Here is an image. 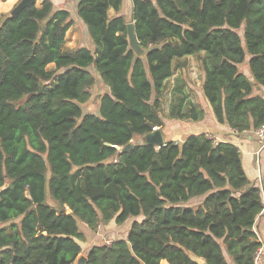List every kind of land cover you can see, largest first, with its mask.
Masks as SVG:
<instances>
[{
    "label": "trees",
    "instance_id": "16d2710c",
    "mask_svg": "<svg viewBox=\"0 0 264 264\" xmlns=\"http://www.w3.org/2000/svg\"><path fill=\"white\" fill-rule=\"evenodd\" d=\"M131 1L144 57L130 47L125 0H79L92 45L76 49L65 47L74 15L54 0L0 18V264H199L189 253L255 264L264 185L249 180L239 148L207 133L143 138L205 115L189 100L190 55L219 123L264 124V0ZM91 68L108 88L98 113L83 110ZM130 219L127 236L85 249V228Z\"/></svg>",
    "mask_w": 264,
    "mask_h": 264
},
{
    "label": "crops",
    "instance_id": "0c3cea01",
    "mask_svg": "<svg viewBox=\"0 0 264 264\" xmlns=\"http://www.w3.org/2000/svg\"><path fill=\"white\" fill-rule=\"evenodd\" d=\"M129 2L130 7H133V4L131 3V0H126ZM79 2V0H77ZM42 3V2H41ZM110 11L114 10L111 9ZM204 55V52L201 53V56ZM197 58L198 62L192 63L195 65L196 68V73L198 75H201L200 87L202 86V81H203V72L200 67V62L198 56L190 55L188 56V59L190 58ZM189 62V61H188ZM189 66V63H188ZM191 66V64H190ZM244 71L246 74L250 76L252 79L253 76L246 68L243 66ZM179 70V69H178ZM188 70V69H187ZM180 73L182 74L181 70ZM183 78V75H181ZM192 77V76H191ZM176 84H174L175 86ZM188 92L190 90H187ZM197 90L196 93L199 94V96H194L193 102L196 104H200L204 111L205 115L203 118H201L199 121L196 122H190V121H176V120H169L167 122V125L169 126V129H166L164 131V139H176V141L183 140L185 139L188 135L194 133H207V135H212L216 137V142L220 141H229L231 143H234L238 148L241 153V160L243 163V167L245 169V172L247 174V177L249 180L253 183L256 184L257 186L263 188L264 185V143L261 141L255 132V129L251 130H246L243 132H239L235 129H233L230 124L228 123H219L214 112L212 109L211 104L209 101L205 98L203 95V92ZM172 94V93H171ZM172 97H170V100L167 101V103H171ZM168 113V112H167ZM263 199H264V191H263ZM116 224H110L109 226L103 225V231L100 233H96L94 231H90L87 228H85L87 234H88V246L90 244H94L95 241L98 240V242H102V238H104L105 235H109V231H113V227H115ZM254 230L257 232L264 233V211L259 215L256 226H254ZM257 232V233H258ZM121 235V234H120ZM125 236V235H121ZM120 237V238H121ZM123 238V237H122ZM108 243V242H107ZM86 246L85 249L88 247ZM166 261L168 264L169 262L167 260H162ZM162 263V262H161ZM260 264H264V257L261 260Z\"/></svg>",
    "mask_w": 264,
    "mask_h": 264
},
{
    "label": "rangeland",
    "instance_id": "374dc122",
    "mask_svg": "<svg viewBox=\"0 0 264 264\" xmlns=\"http://www.w3.org/2000/svg\"><path fill=\"white\" fill-rule=\"evenodd\" d=\"M20 0H0V18L6 14H9L12 12L14 7L19 3ZM42 1H38L37 6L41 5ZM56 3V8H59L60 6H65L68 9L71 10L72 15H74V24L73 26L69 29V31L66 34V44L65 47L69 49H76L82 45H89L91 46V41L90 37L88 35V31L86 26L84 25L83 21L79 19L78 15L76 14L77 12V0H54ZM132 3V1H131ZM124 12L127 15V20L128 22H131L132 20V8L130 7L129 2L125 0L124 2ZM113 11H111V15H113ZM204 56V55H203ZM189 66L187 70V75L186 79L188 81H185L186 87L188 90V96L190 102H193V97L194 96H199V94L196 93L197 90H200V83L199 78L201 79V75H198L196 73V68L195 65L192 63L198 62L197 58H189ZM191 64V66H190ZM54 68V65L51 64L48 66V69ZM92 72H94L96 76V84L91 88L92 92V97L91 99L83 105V110L85 113L87 112H94L98 113L99 112V96L101 95L102 92L108 90L107 86L102 82V79H100L98 73L95 72L94 68H91ZM180 70H175L173 76L168 80V88L165 92L164 96V104H163V109L165 112H169L170 108V103L168 104L167 101L170 100V97H172V89L174 87V84H177L179 80L182 79L181 77ZM192 76V77H191ZM25 99H23L24 102ZM141 141L140 137H136L134 142ZM199 200L198 199H193L191 201V204L197 203ZM131 220H128L125 222L123 225H117L113 227V231H109V235H105L104 238H102V242H111V240H114L115 238H120L121 235L127 236V227L130 228ZM83 224V223H82ZM80 224V225H82ZM97 234L100 233L101 231H96ZM121 234V235H120ZM98 242V241H97ZM95 242V243H97ZM109 242V243H110ZM85 247L88 246L87 243L84 245ZM86 251L81 253V256L85 255ZM75 264H82V262H76ZM162 264V263H161Z\"/></svg>",
    "mask_w": 264,
    "mask_h": 264
},
{
    "label": "water",
    "instance_id": "95a60500",
    "mask_svg": "<svg viewBox=\"0 0 264 264\" xmlns=\"http://www.w3.org/2000/svg\"><path fill=\"white\" fill-rule=\"evenodd\" d=\"M38 1H43V0H20L19 3L12 10V14L16 15L24 8L37 4ZM127 32H128V40H129L131 49L134 50L135 54L138 57H144L146 51L143 49V47L140 44V41L136 34L135 25L132 21L127 23ZM29 96L24 98L25 99L24 101H26ZM143 142L144 144H152V145H159V146L163 145L165 143V140H164V136H163L161 129L157 128L147 133L143 138ZM132 148H133V144L128 143L122 148V152L123 153L129 152L130 150H132ZM189 256L194 261L198 262L199 264H205V260L203 258L193 253H189Z\"/></svg>",
    "mask_w": 264,
    "mask_h": 264
},
{
    "label": "built area",
    "instance_id": "2783aa9c",
    "mask_svg": "<svg viewBox=\"0 0 264 264\" xmlns=\"http://www.w3.org/2000/svg\"><path fill=\"white\" fill-rule=\"evenodd\" d=\"M154 129H157V127H155ZM255 132H256V135L257 137L263 141L264 143V124L261 125L259 128L255 129ZM210 139L213 140V142L217 143L216 142V137L215 136H212V135H209L208 136ZM99 230L102 229V226L101 224L99 225ZM262 240V239H261ZM263 241V240H262ZM110 242V241H109ZM108 242V243H109ZM264 257V243H262L259 248L257 249L256 253H255V258H254V262L255 264H260L261 263V260L262 258Z\"/></svg>",
    "mask_w": 264,
    "mask_h": 264
},
{
    "label": "clouds",
    "instance_id": "9594fccd",
    "mask_svg": "<svg viewBox=\"0 0 264 264\" xmlns=\"http://www.w3.org/2000/svg\"><path fill=\"white\" fill-rule=\"evenodd\" d=\"M157 128H159V127H157ZM154 130H155V129H154ZM164 140H165V139H164ZM101 226H103V225L101 224ZM97 231H98V232H99V231L102 232V231H103V228H102L101 230L98 229ZM96 233H97V232H96Z\"/></svg>",
    "mask_w": 264,
    "mask_h": 264
}]
</instances>
